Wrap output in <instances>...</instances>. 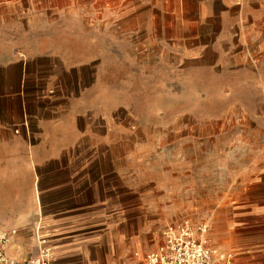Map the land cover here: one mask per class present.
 Returning <instances> with one entry per match:
<instances>
[{"label": "rangeland", "instance_id": "1", "mask_svg": "<svg viewBox=\"0 0 264 264\" xmlns=\"http://www.w3.org/2000/svg\"><path fill=\"white\" fill-rule=\"evenodd\" d=\"M14 62L31 119L73 127L63 149L91 159L77 194L112 208L98 264L136 262L186 219L234 251L264 200V0H0V94ZM10 212L0 229L21 237Z\"/></svg>", "mask_w": 264, "mask_h": 264}, {"label": "crops", "instance_id": "2", "mask_svg": "<svg viewBox=\"0 0 264 264\" xmlns=\"http://www.w3.org/2000/svg\"><path fill=\"white\" fill-rule=\"evenodd\" d=\"M23 74L16 62L2 72L6 90L0 94V206L11 211L10 223L24 229L21 235L34 237L40 230L41 236L48 237L56 264H98L101 252L108 247L106 225L111 233L115 231L104 217L112 208L109 203L98 201L91 185L86 190L92 189L91 197L86 198L83 192L77 194L81 178L90 174L91 159L79 167L81 157L88 154L63 149L73 140V127L63 135V127L57 122L31 119L33 112L20 83ZM24 121L27 127L23 126ZM16 127L18 133L14 131ZM65 158L70 162L63 163ZM35 166L40 167L39 182L34 179ZM62 171H70L72 178L54 177ZM66 192L76 196L66 199ZM40 207L42 212L38 213ZM239 219L235 234L240 239L234 243V251H222L232 254L231 264H264V200L242 210ZM126 224L122 221L120 228ZM21 237L13 236L8 247V253L18 259L27 258L19 257L25 256L26 242ZM38 246L39 237L30 256L37 253Z\"/></svg>", "mask_w": 264, "mask_h": 264}, {"label": "built area", "instance_id": "3", "mask_svg": "<svg viewBox=\"0 0 264 264\" xmlns=\"http://www.w3.org/2000/svg\"><path fill=\"white\" fill-rule=\"evenodd\" d=\"M27 127V122H23ZM18 133L19 127L14 129ZM210 225L189 219L167 226L162 242L156 249L142 253L134 252L136 262L125 260L123 264H231L232 254L209 244ZM16 229H0V264H56L53 247L47 236L39 237L36 254L18 259L8 253Z\"/></svg>", "mask_w": 264, "mask_h": 264}]
</instances>
